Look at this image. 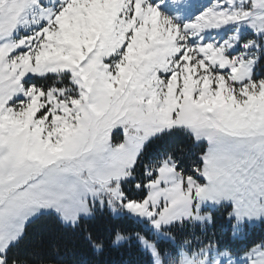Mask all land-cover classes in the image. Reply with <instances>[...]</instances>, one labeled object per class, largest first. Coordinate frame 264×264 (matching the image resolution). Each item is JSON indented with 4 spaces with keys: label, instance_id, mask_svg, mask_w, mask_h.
Wrapping results in <instances>:
<instances>
[{
    "label": "snow or ice",
    "instance_id": "snow-or-ice-1",
    "mask_svg": "<svg viewBox=\"0 0 264 264\" xmlns=\"http://www.w3.org/2000/svg\"><path fill=\"white\" fill-rule=\"evenodd\" d=\"M0 264H264V0H0Z\"/></svg>",
    "mask_w": 264,
    "mask_h": 264
},
{
    "label": "trees",
    "instance_id": "trees-1",
    "mask_svg": "<svg viewBox=\"0 0 264 264\" xmlns=\"http://www.w3.org/2000/svg\"><path fill=\"white\" fill-rule=\"evenodd\" d=\"M259 234H260V230L257 229V231H256V235H259Z\"/></svg>",
    "mask_w": 264,
    "mask_h": 264
}]
</instances>
